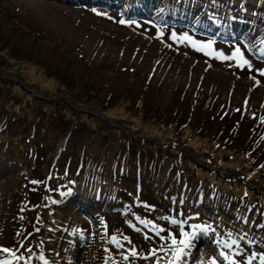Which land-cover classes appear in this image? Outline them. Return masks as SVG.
Here are the masks:
<instances>
[{
    "label": "rangeland",
    "instance_id": "rangeland-1",
    "mask_svg": "<svg viewBox=\"0 0 264 264\" xmlns=\"http://www.w3.org/2000/svg\"><path fill=\"white\" fill-rule=\"evenodd\" d=\"M0 91L89 123L70 121L59 136L28 128L40 144L30 169L0 139V264H264V197L210 186L208 202L200 191L188 213L177 154L143 143L170 138L158 123L185 122L264 162V0H0ZM123 115L154 137L130 131V150ZM17 130L0 109V134ZM120 158L132 164L124 187L111 183ZM55 209L64 216H44Z\"/></svg>",
    "mask_w": 264,
    "mask_h": 264
},
{
    "label": "trees",
    "instance_id": "trees-1",
    "mask_svg": "<svg viewBox=\"0 0 264 264\" xmlns=\"http://www.w3.org/2000/svg\"><path fill=\"white\" fill-rule=\"evenodd\" d=\"M28 102H30L28 98L24 99L18 93L13 94L9 91H0V109L5 112L8 118L10 117L13 124L18 128L17 132L12 136L9 134H0V139L6 141L7 155L10 160H13L17 164L26 163L28 169H30L35 162V157L38 154L37 147L40 144L37 146L35 139L26 136V130L28 128L36 126L44 127L51 129L54 136H59L64 135V128H67L68 123L72 121V125H69L71 127L75 125V128L82 125L87 126L89 123L81 118V113L76 114L79 116L76 118L77 120L66 117L63 109L54 108L51 110V114L45 113L42 105L44 102H41V98L34 104ZM249 117L250 112L246 110L241 114L240 118L245 121ZM119 120L127 133L124 135L122 143L123 145H128L127 147L130 150L133 149V143L127 140V138H130V131H137L144 133L143 136L154 137V135L146 133L148 129L140 127L141 118L139 119V117L133 116V118L129 119L128 115H123L119 117ZM158 124H163V130H165L163 134L167 132L171 134L170 138H168L169 140H164L157 135L156 141L147 142V144L145 142L143 143L149 151L158 153L161 150H167L177 154L176 158L172 157L173 160L171 162L181 177L188 183L189 190L181 198L182 206L187 209L188 213L191 211L190 209H196L191 206L189 201L197 196L200 191L204 192L201 200L208 202L209 194L207 196L206 191L210 186L215 187L217 191L228 196L233 195L234 197H239L244 190L250 193L256 190L254 195L258 200H261V196L264 197V162L255 166V161L249 154L244 152L242 148L236 147L234 139L230 140L222 137L213 138L212 136H206L204 133L196 132L195 129L185 122L179 123L177 126L172 121H169L168 124L164 122ZM239 133H241V130H237V134ZM65 136H68V133ZM73 140L74 137L70 134L68 139V143H72V145H69L70 147H73ZM188 142L190 145H188ZM260 142V146H262V140ZM164 143L166 144L164 145ZM193 143H199V145H193ZM185 146L192 149L194 158L187 151L183 150ZM41 156L40 167L42 168V173L45 174L49 168L50 150L41 151ZM201 161L208 164H204ZM131 165L127 159L120 158L117 160V168L115 174L111 175V183L115 186L124 187L122 184L123 174L132 175ZM55 166H53L52 171H49V178L52 183H56L55 178L57 175H54L56 172ZM190 167L192 168L191 170H189ZM119 170L122 173H119ZM233 170H236L237 173L232 172ZM71 174L72 171L70 169L68 170V175ZM52 175H54V179ZM227 176L232 178L230 182L227 181ZM192 189H194L193 193L191 192ZM257 199L250 202L251 207L257 204ZM56 215H60V217L64 216L58 209L54 211L50 210L44 216L55 217ZM230 216L231 213L229 212L221 214L222 221H228ZM223 222L219 223L224 224Z\"/></svg>",
    "mask_w": 264,
    "mask_h": 264
},
{
    "label": "bare ground",
    "instance_id": "bare-ground-1",
    "mask_svg": "<svg viewBox=\"0 0 264 264\" xmlns=\"http://www.w3.org/2000/svg\"><path fill=\"white\" fill-rule=\"evenodd\" d=\"M31 5H33L35 8H36V10L37 11H40L43 15H45V16H47V18H49V19H51V20H53V21H57V16H56V14L51 10V9H49L48 7H46L45 5V7L43 6V4L41 5V4H39V3H36V2H33ZM184 7V6H183ZM151 9V8H150ZM196 12V11H195ZM60 22V21H59ZM58 25L59 26H64V22L63 21H61L60 22V24L58 23ZM140 28H142V29H144L142 26H139ZM63 28V27H62ZM68 29V28H67ZM150 33H151V31H149ZM90 39V38H89ZM95 39V38H94ZM93 41V40H92ZM95 41V40H94ZM98 41V40H97ZM88 42V41H87ZM96 43H98V42H96ZM90 44H92L91 46H92V48H93V46L95 47L96 46V44H94V42L93 43H90ZM99 45H101V49H103L104 47H105V44L104 43H102V44H99ZM111 45V44H110ZM90 46V47H91ZM113 46V45H112ZM111 46V47H112ZM116 47V46H115ZM99 48V47H98ZM115 49V48H114ZM117 49V48H116ZM116 49H115V51H116ZM107 50V49H106ZM110 52V51H109ZM114 52V51H113ZM118 53V52H117ZM121 53V52H120ZM128 54H129V52H128ZM231 52L230 51H227V52H217V53H215L214 55H213V59H214V61H215V59H222V60H228L230 57H232L231 56ZM113 55V54H112ZM115 56V55H114ZM116 57V56H115ZM234 57V56H233ZM235 59V61H238V59H237V57H235L234 58ZM234 62V61H233ZM232 62V63H233ZM239 62V61H238ZM232 63H230V64H232ZM226 64V63H225ZM228 64V63H227ZM236 64V63H235ZM242 67H248L249 65H247V64H245V66L244 65H241ZM250 68V67H249ZM244 70V69H243ZM249 70V69H248ZM2 238V237H1ZM5 239V238H4Z\"/></svg>",
    "mask_w": 264,
    "mask_h": 264
}]
</instances>
